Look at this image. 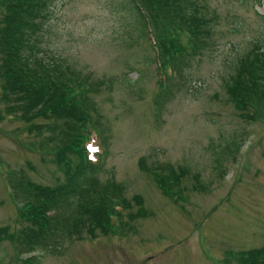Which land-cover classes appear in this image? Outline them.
I'll list each match as a JSON object with an SVG mask.
<instances>
[{
	"label": "rangeland",
	"instance_id": "rangeland-1",
	"mask_svg": "<svg viewBox=\"0 0 264 264\" xmlns=\"http://www.w3.org/2000/svg\"><path fill=\"white\" fill-rule=\"evenodd\" d=\"M125 1L52 0L40 48L85 82L113 78L111 90L86 93L104 142L92 133L88 145L103 152L98 185L120 184L130 208L116 209L107 233L52 236L55 248L37 247L30 264H264V117L240 114L224 87L241 55L264 48V0H200L212 17L206 45L194 56L189 44L180 73L156 56L165 22L138 37ZM1 96L0 88V264H25L24 192L63 176L51 133ZM70 201L61 216L72 220Z\"/></svg>",
	"mask_w": 264,
	"mask_h": 264
},
{
	"label": "trees",
	"instance_id": "trees-1",
	"mask_svg": "<svg viewBox=\"0 0 264 264\" xmlns=\"http://www.w3.org/2000/svg\"><path fill=\"white\" fill-rule=\"evenodd\" d=\"M51 2L5 0V12L0 18L1 97L26 121L33 125L37 123L40 130L44 128L51 133L47 142L54 141L52 162L63 176L55 186L38 187L29 182L31 191L24 192L28 206L20 208L22 214L28 211L23 215L26 225L18 237L24 252H31L38 246L55 248L52 236L71 237L72 231L77 233L83 227L92 234L96 228L107 233L111 230V215L116 213V209L130 208V202L120 195V184L115 183L111 187L98 185L95 173L101 164L89 158L85 146L91 130L99 134L91 127L90 117L95 114L91 108L93 102L86 93L88 90L96 92L103 85L111 90L113 78L102 77L100 82H85L78 79L61 57L47 54L40 48ZM126 3L138 37L146 38L150 23L165 22V32L159 35L156 56L161 65L168 62L176 65L175 73H180L184 66L180 60L191 55L189 44L195 49L194 56L205 48L212 17L208 16L206 6L200 0H126ZM182 36H186L187 47L181 41ZM161 57L166 59L163 63ZM224 87L240 114L263 118L264 48L253 46L241 55ZM167 91V94L171 93V90ZM250 109L254 111L252 115L248 113ZM40 120L44 122H37ZM235 145L234 140L226 141L224 149L232 153ZM158 182L161 184L160 180ZM12 198H16L14 189ZM70 198L74 200L72 220L67 215L61 216L62 208L65 212L71 206ZM135 200L141 202L139 198ZM130 213L128 218L134 216ZM142 214L137 212L138 216ZM0 238L2 241L3 233H0ZM33 258L31 255L23 261L30 264ZM259 261L260 258L256 257L254 264H259Z\"/></svg>",
	"mask_w": 264,
	"mask_h": 264
},
{
	"label": "snow or ice",
	"instance_id": "snow-or-ice-1",
	"mask_svg": "<svg viewBox=\"0 0 264 264\" xmlns=\"http://www.w3.org/2000/svg\"><path fill=\"white\" fill-rule=\"evenodd\" d=\"M92 150H93V151H96V149H94V148H93Z\"/></svg>",
	"mask_w": 264,
	"mask_h": 264
}]
</instances>
